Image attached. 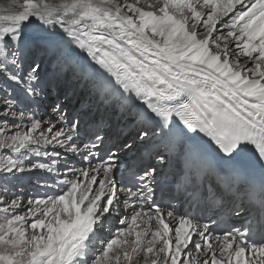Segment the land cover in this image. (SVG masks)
I'll return each instance as SVG.
<instances>
[{"label":"snow or ice","instance_id":"obj_1","mask_svg":"<svg viewBox=\"0 0 264 264\" xmlns=\"http://www.w3.org/2000/svg\"><path fill=\"white\" fill-rule=\"evenodd\" d=\"M0 264H264V0L0 14Z\"/></svg>","mask_w":264,"mask_h":264},{"label":"bare ground","instance_id":"obj_2","mask_svg":"<svg viewBox=\"0 0 264 264\" xmlns=\"http://www.w3.org/2000/svg\"><path fill=\"white\" fill-rule=\"evenodd\" d=\"M56 2H58V0H56ZM20 3H22V0H0V14H7L10 11L19 10ZM233 47H234V45H233ZM242 62H243V59H242ZM82 94L78 97L77 101H76L77 97H75V98L71 97V99H70L71 100L70 112H73L74 110H76L80 106V100H82L84 98V92H82ZM47 117L44 118L45 121L48 120ZM75 167L78 169L80 168L79 165H75ZM111 223H112V225H115V228L119 227V223L116 220V218H114L111 221ZM115 228H113V231L115 230Z\"/></svg>","mask_w":264,"mask_h":264}]
</instances>
